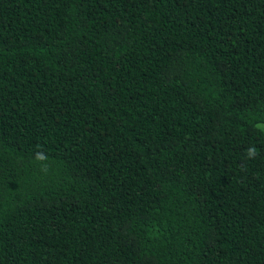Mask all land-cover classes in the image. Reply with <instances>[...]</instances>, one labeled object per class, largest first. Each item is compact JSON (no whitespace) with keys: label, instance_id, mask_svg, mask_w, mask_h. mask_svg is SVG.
I'll use <instances>...</instances> for the list:
<instances>
[{"label":"trees","instance_id":"obj_1","mask_svg":"<svg viewBox=\"0 0 264 264\" xmlns=\"http://www.w3.org/2000/svg\"><path fill=\"white\" fill-rule=\"evenodd\" d=\"M0 264H264V0H0Z\"/></svg>","mask_w":264,"mask_h":264}]
</instances>
